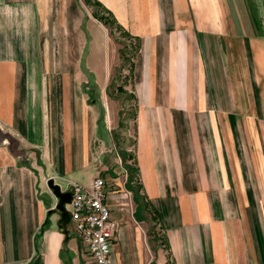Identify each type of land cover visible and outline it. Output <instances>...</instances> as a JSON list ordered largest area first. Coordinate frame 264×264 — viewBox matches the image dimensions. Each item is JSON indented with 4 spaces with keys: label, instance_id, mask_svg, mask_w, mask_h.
<instances>
[{
    "label": "crops",
    "instance_id": "obj_1",
    "mask_svg": "<svg viewBox=\"0 0 264 264\" xmlns=\"http://www.w3.org/2000/svg\"><path fill=\"white\" fill-rule=\"evenodd\" d=\"M98 1L140 38L138 175L112 153L103 114L108 28L84 0H0V123L21 150L0 143V264H93L74 225L66 236L47 216L46 181L89 186L97 175L118 222L115 264H264L254 0Z\"/></svg>",
    "mask_w": 264,
    "mask_h": 264
},
{
    "label": "rangeland",
    "instance_id": "obj_2",
    "mask_svg": "<svg viewBox=\"0 0 264 264\" xmlns=\"http://www.w3.org/2000/svg\"><path fill=\"white\" fill-rule=\"evenodd\" d=\"M253 12L258 15L259 20L262 22L264 27V0H254ZM257 7V8H256ZM256 9V11H255ZM114 37L110 36V50H111V63L112 69L110 72V83L107 86L106 93H104L103 100L105 104V119L110 128V147H112V153L117 156H123L125 151L124 148L128 147L127 153H133V143L135 142V129H136V111L138 107V99H130L129 94L134 92L136 95V90L134 86V73L130 78L128 65L122 66V62L119 56V49L122 48L124 37L115 31ZM137 54L134 56V62L136 60ZM121 84L123 86L122 90H117V86ZM98 93L92 91L90 100L97 102ZM99 103V101H98ZM135 114V118L133 115ZM118 157V156H117ZM120 161V159H119ZM128 164H133L132 160L129 159ZM121 162V161H120ZM120 170V168H119ZM63 189L66 188V182L61 180ZM69 209V206L67 205ZM54 214H52L53 216ZM157 223V222H155ZM70 229H73V223L70 221L67 225ZM160 228L158 225H155Z\"/></svg>",
    "mask_w": 264,
    "mask_h": 264
},
{
    "label": "built area",
    "instance_id": "obj_3",
    "mask_svg": "<svg viewBox=\"0 0 264 264\" xmlns=\"http://www.w3.org/2000/svg\"><path fill=\"white\" fill-rule=\"evenodd\" d=\"M71 186L73 193L68 210L76 234L86 245L93 264H115L112 244L118 222L111 218L105 202L104 177L95 176L89 186L78 183H72Z\"/></svg>",
    "mask_w": 264,
    "mask_h": 264
},
{
    "label": "trees",
    "instance_id": "obj_4",
    "mask_svg": "<svg viewBox=\"0 0 264 264\" xmlns=\"http://www.w3.org/2000/svg\"><path fill=\"white\" fill-rule=\"evenodd\" d=\"M85 4L92 8V14L95 18L101 21L109 30L110 36L114 37L115 31L119 35L124 37L122 48L119 49V56L122 62V66L127 64L130 78L133 76L134 70V56L138 53L140 49V38L138 36L131 35L113 16V14L107 10L98 0H84ZM123 86L119 84L117 90H122ZM130 99L137 100L134 92L129 94ZM135 118V114L133 115ZM134 144V143H133ZM125 151V150H124ZM124 162H127L129 159L132 160L133 164H127V169L130 175V178H134L135 175H138V168L135 166V156L133 153L128 154L125 151L122 156Z\"/></svg>",
    "mask_w": 264,
    "mask_h": 264
},
{
    "label": "water",
    "instance_id": "obj_5",
    "mask_svg": "<svg viewBox=\"0 0 264 264\" xmlns=\"http://www.w3.org/2000/svg\"><path fill=\"white\" fill-rule=\"evenodd\" d=\"M0 143L6 145L10 151H21L19 149L18 140L11 135L0 123ZM27 154V151H23ZM23 152L16 155V158L23 156ZM47 188L54 199V205L48 210L47 216L56 214L58 216L57 227L66 236L73 235L67 230V225L70 222V212L67 205L72 199V186L62 189V186L55 182L54 178H48L46 181Z\"/></svg>",
    "mask_w": 264,
    "mask_h": 264
}]
</instances>
